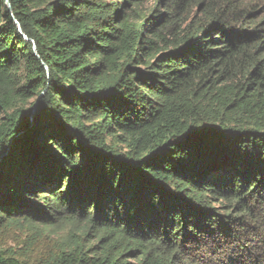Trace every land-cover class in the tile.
Instances as JSON below:
<instances>
[{"label":"trees","instance_id":"1","mask_svg":"<svg viewBox=\"0 0 264 264\" xmlns=\"http://www.w3.org/2000/svg\"><path fill=\"white\" fill-rule=\"evenodd\" d=\"M8 1L0 264H264V4Z\"/></svg>","mask_w":264,"mask_h":264},{"label":"rangeland","instance_id":"2","mask_svg":"<svg viewBox=\"0 0 264 264\" xmlns=\"http://www.w3.org/2000/svg\"><path fill=\"white\" fill-rule=\"evenodd\" d=\"M254 2L259 6L264 4V0H254ZM69 233V227L62 224L53 227L33 225L24 237H26L27 248L32 250V255H38L41 258L40 254L47 255L65 246V242L69 240Z\"/></svg>","mask_w":264,"mask_h":264},{"label":"water","instance_id":"3","mask_svg":"<svg viewBox=\"0 0 264 264\" xmlns=\"http://www.w3.org/2000/svg\"><path fill=\"white\" fill-rule=\"evenodd\" d=\"M4 2H5V5L7 6V9L10 11V3H9V1L8 0H4ZM14 21L17 24L19 31L21 32V29H20V26H19L18 22L16 21V19H14ZM33 49H34L35 54H36L35 47H33ZM45 68L48 69L46 65H45Z\"/></svg>","mask_w":264,"mask_h":264}]
</instances>
